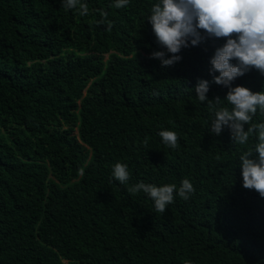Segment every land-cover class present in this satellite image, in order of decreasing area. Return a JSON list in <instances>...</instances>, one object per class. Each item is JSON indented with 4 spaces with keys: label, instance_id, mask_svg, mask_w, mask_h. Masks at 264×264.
Segmentation results:
<instances>
[{
    "label": "trees",
    "instance_id": "trees-1",
    "mask_svg": "<svg viewBox=\"0 0 264 264\" xmlns=\"http://www.w3.org/2000/svg\"><path fill=\"white\" fill-rule=\"evenodd\" d=\"M82 2L87 16L61 0H0V264H264V198L243 188L238 159L256 138L211 134L194 91L203 79L209 100L225 98L209 74L225 39L165 68L150 59L167 51L146 22L156 0ZM232 86L259 92L264 76L253 69ZM162 130L179 134L176 149ZM117 162L127 184L112 176ZM185 178L195 193L163 213L128 191Z\"/></svg>",
    "mask_w": 264,
    "mask_h": 264
},
{
    "label": "clouds",
    "instance_id": "clouds-1",
    "mask_svg": "<svg viewBox=\"0 0 264 264\" xmlns=\"http://www.w3.org/2000/svg\"><path fill=\"white\" fill-rule=\"evenodd\" d=\"M129 4L130 0H114L110 6L122 9ZM61 6L75 10L80 16L89 14L88 4L82 0H61ZM99 16L96 24L106 25V31H111L113 23L108 20V12L99 10ZM146 22L151 24L157 44L167 50L153 51L150 59L159 60L165 68L181 61L182 49L197 47L209 39H225L209 60L212 82L227 89L225 98L217 96L209 100V81L203 79L198 80L194 91L199 102L213 113L211 134L220 136L227 128L232 143L241 146L256 138L253 147L243 151L238 159L243 188L255 190L264 198V120L255 122L258 112L264 116V89L253 92L243 86H232L237 78L253 69L264 76V0H156ZM167 54H171L169 58ZM158 135L166 147L179 146L178 133L162 130ZM112 176L120 184H127L131 172L127 164L117 162ZM128 191L133 194L142 191L153 200L156 212L163 213L175 202L176 195L187 201L195 193V187L185 178L179 186L168 183L158 187L140 181Z\"/></svg>",
    "mask_w": 264,
    "mask_h": 264
}]
</instances>
